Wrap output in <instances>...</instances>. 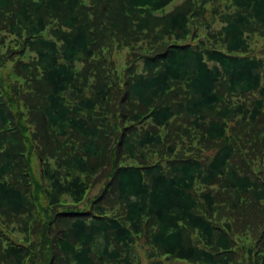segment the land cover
Returning a JSON list of instances; mask_svg holds the SVG:
<instances>
[{"label": "trees", "instance_id": "16d2710c", "mask_svg": "<svg viewBox=\"0 0 264 264\" xmlns=\"http://www.w3.org/2000/svg\"><path fill=\"white\" fill-rule=\"evenodd\" d=\"M177 1L0 0V264H264V0Z\"/></svg>", "mask_w": 264, "mask_h": 264}, {"label": "rangeland", "instance_id": "374dc122", "mask_svg": "<svg viewBox=\"0 0 264 264\" xmlns=\"http://www.w3.org/2000/svg\"><path fill=\"white\" fill-rule=\"evenodd\" d=\"M181 0H178L177 2H175V3H178V2H180ZM174 3V4H175ZM172 7V6H171ZM171 7L169 8V9H171ZM5 74H7V70L5 71Z\"/></svg>", "mask_w": 264, "mask_h": 264}]
</instances>
